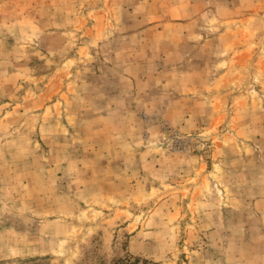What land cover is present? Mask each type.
Segmentation results:
<instances>
[{"label":"rangeland","instance_id":"374dc122","mask_svg":"<svg viewBox=\"0 0 264 264\" xmlns=\"http://www.w3.org/2000/svg\"><path fill=\"white\" fill-rule=\"evenodd\" d=\"M133 258L264 264V0H0V264Z\"/></svg>","mask_w":264,"mask_h":264},{"label":"trees","instance_id":"16d2710c","mask_svg":"<svg viewBox=\"0 0 264 264\" xmlns=\"http://www.w3.org/2000/svg\"><path fill=\"white\" fill-rule=\"evenodd\" d=\"M130 259H132V258H130ZM136 261H137V259L134 260V258H133L132 261L128 259L126 262H127V264H136V263H135Z\"/></svg>","mask_w":264,"mask_h":264}]
</instances>
